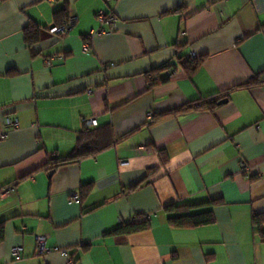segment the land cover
Returning <instances> with one entry per match:
<instances>
[{
  "label": "crops",
  "instance_id": "crops-1",
  "mask_svg": "<svg viewBox=\"0 0 264 264\" xmlns=\"http://www.w3.org/2000/svg\"><path fill=\"white\" fill-rule=\"evenodd\" d=\"M63 9L77 21L59 36ZM102 10L115 28L91 38ZM191 52L202 60L188 72ZM169 63L175 78L151 74ZM208 97L217 107L183 109ZM7 116L19 127L0 140V189L13 186L0 264H264V0H0V132ZM86 117L98 125L85 131ZM183 204L215 222L172 225L167 208ZM145 215L147 228L118 232Z\"/></svg>",
  "mask_w": 264,
  "mask_h": 264
},
{
  "label": "trees",
  "instance_id": "trees-1",
  "mask_svg": "<svg viewBox=\"0 0 264 264\" xmlns=\"http://www.w3.org/2000/svg\"><path fill=\"white\" fill-rule=\"evenodd\" d=\"M57 16V24H62L65 21L69 19V14L67 10H58L56 12ZM25 36L26 40L29 43H34L41 38L40 34V28L35 24V23H30L26 28H25ZM202 59L198 58L196 60H188V59H180V64L188 71L192 72L194 71L199 63L201 62ZM173 65L172 64H165L161 67H158L156 69H153L151 71V74H156L158 78V73L164 70L172 69ZM150 81V86H153L157 80H154L152 78H149ZM260 83L259 77H256L255 79L247 82L245 85H254ZM219 98L215 97H208L205 100H194L191 103L187 104L183 109L185 110H192V109H214L218 105ZM93 128V127H92ZM85 131H88L89 127H84ZM82 156V154L79 153H74L73 155L66 157V158H55L51 160V164L53 168H56L59 164L67 163V162H72L79 156ZM141 184L132 186L129 188V190H135L137 189ZM223 201L221 199H215L209 202L211 205H216V204H221ZM191 208V205H173L171 207H168L167 209L169 212H178L176 215L170 216L169 221L172 225L178 226V227H199V226H204V225H209L213 224L215 222V215L212 210L207 211V212H202L198 214H192L188 213L189 209ZM134 222L130 225H125L122 224L121 227L119 228L118 232L121 233H130L133 231H139L142 229L147 228L148 226V221L147 220H139ZM254 223L256 226V230L264 236V216L257 215L254 217ZM5 236V227L3 223H0V242L3 241Z\"/></svg>",
  "mask_w": 264,
  "mask_h": 264
},
{
  "label": "built area",
  "instance_id": "built-area-1",
  "mask_svg": "<svg viewBox=\"0 0 264 264\" xmlns=\"http://www.w3.org/2000/svg\"><path fill=\"white\" fill-rule=\"evenodd\" d=\"M106 1H111V0H106ZM98 19L101 22V26L98 27L97 29H93L90 31L89 33V37L93 38L99 35H102L104 33L107 32V30L105 29V27L103 26L104 23H108L111 25V29L115 28L116 25V16L114 13L108 12L106 10H102L98 13ZM77 21V17L76 16H72L70 17L67 21H65L62 24H55L53 25L49 30L51 33L57 34L59 36H64L66 35L70 29L73 27V25L75 24V22ZM199 58V55L195 52H191L189 54L188 59L189 60H196ZM47 64L50 65L51 64V60L48 59L47 60ZM177 75L176 69L175 67H173L172 69H170V73H169V78H175ZM89 92L91 93L92 90L90 89ZM154 117V113L153 112H149L148 113V118L149 119H153ZM84 124L85 127H96L98 125V119L96 117H86L84 119ZM19 127V120L15 117H11V116H7L5 118V130L0 132V140H4L8 137V133L9 130L12 128H17ZM128 161H121V164L125 165L127 164ZM250 165L243 160L241 162V173L246 174V175H250L251 169H250ZM13 191V186H7V187H3L0 189V198L5 197L7 195H10L11 192ZM71 201L73 203L76 204H80L81 203V196L78 192L73 191L71 193ZM144 219L149 221L150 219V215H145ZM36 240H37V244H38V249L40 253H45L47 252L49 249L46 247V242H47V236L46 235H36ZM22 251V247L20 246H16L13 249V252L16 255H20ZM65 253H67L66 250H64Z\"/></svg>",
  "mask_w": 264,
  "mask_h": 264
},
{
  "label": "water",
  "instance_id": "water-1",
  "mask_svg": "<svg viewBox=\"0 0 264 264\" xmlns=\"http://www.w3.org/2000/svg\"><path fill=\"white\" fill-rule=\"evenodd\" d=\"M223 101H220V103H222Z\"/></svg>",
  "mask_w": 264,
  "mask_h": 264
}]
</instances>
